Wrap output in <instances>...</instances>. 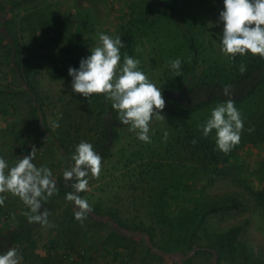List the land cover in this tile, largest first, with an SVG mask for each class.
Segmentation results:
<instances>
[{"label":"rangeland","instance_id":"obj_1","mask_svg":"<svg viewBox=\"0 0 264 264\" xmlns=\"http://www.w3.org/2000/svg\"><path fill=\"white\" fill-rule=\"evenodd\" d=\"M1 6L10 10L0 19V157L11 167L35 146L33 163L47 166L55 182L73 165L81 140L97 151L100 114L119 120L110 101L105 106L91 96L88 102L72 91L68 69L81 60L74 45L89 56L100 33L119 35L121 65L125 56L139 60L162 91L233 79L253 57L222 53L223 0H12ZM176 58L182 61L177 76L169 65ZM18 60L27 64V81L38 88L42 108ZM220 103L194 111L175 103L165 119L153 116L151 143L140 141L130 125L115 127L99 178L90 171L86 177L81 197L93 211L83 223L66 195L55 192L42 201L41 211L49 212L44 225L29 222L18 197L0 193V238L23 230L37 242L34 249L30 242H7L4 251L15 248L20 264H264V85L234 102L244 128L227 154L217 148L215 130L205 137L200 127ZM185 124L210 144L214 159L193 144Z\"/></svg>","mask_w":264,"mask_h":264},{"label":"clouds","instance_id":"obj_2","mask_svg":"<svg viewBox=\"0 0 264 264\" xmlns=\"http://www.w3.org/2000/svg\"><path fill=\"white\" fill-rule=\"evenodd\" d=\"M219 21L223 22L220 38L222 53L232 59L248 53L264 58V0H223ZM123 47L125 43L119 35L100 33L98 44L90 49L91 55L80 60L79 68L69 67L71 88L88 98V102L93 94H103L118 112L119 121L130 125V131L138 130L140 141L151 143L148 135L150 121L153 116L165 119L161 114L166 106L165 100L161 87H157L139 69V60L125 56L121 65L120 50ZM169 65L176 76L180 75V58L169 61ZM239 70L243 73L246 68L241 64ZM223 93L231 96V87L225 86ZM53 127H59L58 121L53 123ZM200 127L205 137L215 130L216 146L227 154L239 144L244 124L234 101L228 99L214 107L210 117ZM251 131L253 129H249ZM167 138L168 132L165 131V141ZM192 142L197 143L196 140ZM36 151L33 146L30 154L20 157L11 167L0 157V193L7 192L18 197L29 209L23 215L30 223L47 225L49 212L47 209L41 211L42 201L52 196L57 188L52 171L47 166L37 167L33 163ZM71 160L74 163L63 171V179L65 184L72 182L74 191L68 192L65 198L77 206L75 219L83 223L93 209L78 193L87 190L89 171L94 178H99L102 157L91 143L81 140L75 146ZM4 200L5 197L0 196V205ZM3 246L0 242V247ZM21 259L15 248L0 253V264H20Z\"/></svg>","mask_w":264,"mask_h":264},{"label":"trees","instance_id":"obj_3","mask_svg":"<svg viewBox=\"0 0 264 264\" xmlns=\"http://www.w3.org/2000/svg\"><path fill=\"white\" fill-rule=\"evenodd\" d=\"M12 1V0H8ZM15 1V0H14ZM3 3V2H2ZM12 4V2H10ZM2 4H0V19L3 20V18L6 16V13L10 8L3 9ZM6 6V4H3ZM4 6V7H5ZM168 13L171 15L172 18L175 17L173 14V11L168 9ZM174 15V16H173ZM3 26L6 25V19H4ZM180 25L183 29L186 28V26L183 24V22H180ZM189 40H190V46L193 51V55L197 51V47L192 42V38L187 33ZM76 51L78 52V55L80 58H86V54L82 51V49L79 46H75ZM25 65L22 64L21 60L17 61V68L20 71H26V74L23 73V77L26 79V83L28 84V92L33 97L35 102L37 103V107L42 108L43 106V99L39 96V90L36 86L32 85V81L29 82L27 79L29 78V70L28 68H25ZM246 71L243 73H240L238 76H236L233 79L226 78L221 79L217 77L214 80H207V79H201L200 81L194 83V85L184 89L182 88L179 91H175L171 85L167 86V88L162 91L163 98L165 100V108L163 109L162 113H167L174 110V105L177 103L178 106L187 109V110H197L201 108L203 105L211 103L213 101H223L225 102L228 99H232L234 102H241L249 98L257 88L264 85V58H262L259 55L253 56L249 62L246 65ZM24 79V80H25ZM225 86H230L232 90L231 96H225L223 93V89ZM0 89V93H1ZM93 101L94 103H97L100 101L103 105L106 106L107 99L103 94L96 95L93 94ZM38 108V109H39ZM99 119L102 124V131L101 136L98 138L97 141V153L104 159L108 156L110 148L114 141L117 138V132L115 127H123L126 126L119 120H113L111 118H107V116L103 117V115H99ZM186 129L191 137L192 140H196L197 143L195 145L201 149L210 159L215 158V154L212 150V147L210 144L198 137L193 130L187 125ZM56 182V194L58 195H66L68 192L74 191V189L71 187V181H69L67 184H65V181L63 179V176L59 178ZM82 192L78 193V195L81 196ZM219 206H211L212 210L219 209ZM127 235V234H126ZM125 234L122 235L123 239H126L127 236ZM0 242H3V247H0V253L4 252L5 244L7 242H11L14 246H19L23 244H27V242H30L29 246L34 249L37 246V242L34 240H31L30 235H24L23 230H8L3 237L0 238ZM231 245L233 246V243L231 242ZM237 246H240V244H237ZM241 247V246H240ZM26 248V246H25Z\"/></svg>","mask_w":264,"mask_h":264},{"label":"crops","instance_id":"obj_4","mask_svg":"<svg viewBox=\"0 0 264 264\" xmlns=\"http://www.w3.org/2000/svg\"><path fill=\"white\" fill-rule=\"evenodd\" d=\"M2 2H3V4H7L8 0H0V4H2Z\"/></svg>","mask_w":264,"mask_h":264}]
</instances>
